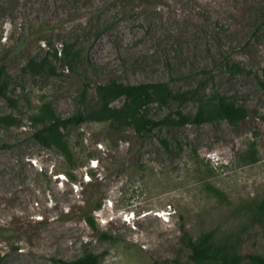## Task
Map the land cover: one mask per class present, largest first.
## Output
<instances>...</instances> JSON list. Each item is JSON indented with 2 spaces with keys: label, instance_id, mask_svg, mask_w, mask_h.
Wrapping results in <instances>:
<instances>
[{
  "label": "rangeland",
  "instance_id": "obj_1",
  "mask_svg": "<svg viewBox=\"0 0 264 264\" xmlns=\"http://www.w3.org/2000/svg\"><path fill=\"white\" fill-rule=\"evenodd\" d=\"M66 45L80 61L55 56ZM31 60L50 67L37 72ZM1 65L0 116L21 119L0 125L1 264L85 251L99 264H197L183 228L193 238L231 236L241 256L264 253V226L251 218L264 202V0H0ZM111 79L219 92L248 115L162 126L146 138L83 120L68 129L74 167L34 139L30 115L43 104L70 116L84 88L93 103ZM196 110L190 100L152 103L148 113Z\"/></svg>",
  "mask_w": 264,
  "mask_h": 264
},
{
  "label": "trees",
  "instance_id": "obj_2",
  "mask_svg": "<svg viewBox=\"0 0 264 264\" xmlns=\"http://www.w3.org/2000/svg\"><path fill=\"white\" fill-rule=\"evenodd\" d=\"M61 55L59 59H66L69 64H75L81 59L80 51L71 50L67 45L63 50L55 51V56ZM37 72L49 69L50 65L43 62L31 60L29 63ZM0 72L5 70V67ZM237 68L232 65L231 69ZM5 84L0 80V94L4 95ZM264 86V84H263ZM87 88L79 95V105L70 116H61L47 103L30 115V120L35 125L33 132L34 139L44 147L55 148L68 161L71 167L75 166V153L68 141V129L78 125L83 120L97 122H108L114 127L131 126L142 138L149 136L152 131L162 126L176 127L185 124H201L217 120H226L230 123H237L244 120L248 111L244 105L236 103L229 96L214 92L211 96L199 93L198 90L175 91L168 83L163 81L147 83H125L116 79L101 82L95 89V101L86 103ZM122 99L119 106L114 102ZM194 100L197 103V110L192 115L178 113V119L171 115L163 118H153L148 113L152 103L160 105H179ZM19 117L15 115L0 116V125L20 124ZM168 146L167 140H162ZM73 178L72 173H68ZM97 204L96 209L100 208ZM251 218L264 226V202L258 204V209L251 213ZM84 219L92 229H97L92 214H84ZM182 241L189 252V258L197 264H264V253H250L241 256L235 241L229 236L219 237L213 230L205 231L193 238L185 228ZM100 254L92 251H85L74 260L53 258L52 264H99ZM3 255L0 254V264Z\"/></svg>",
  "mask_w": 264,
  "mask_h": 264
}]
</instances>
